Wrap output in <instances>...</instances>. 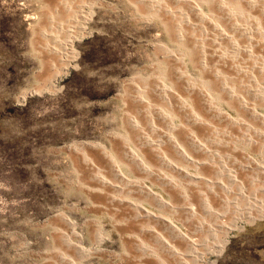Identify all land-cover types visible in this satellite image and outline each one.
Wrapping results in <instances>:
<instances>
[{
	"label": "rangeland",
	"instance_id": "rangeland-1",
	"mask_svg": "<svg viewBox=\"0 0 264 264\" xmlns=\"http://www.w3.org/2000/svg\"><path fill=\"white\" fill-rule=\"evenodd\" d=\"M222 1L234 20L217 12V0H0V264L178 263L145 229L161 232L190 261L186 241L175 240L151 220L134 217L125 198L169 217L205 251L212 236L204 226L217 223L193 202L197 195L193 198L191 191L198 187L163 164V173L176 183L173 190L117 159L118 147L134 149L126 124L134 115L130 100L154 82L172 86L170 72L182 66L193 85L212 96L213 106L243 120L241 128L238 122L231 128L211 121L219 138L217 149L225 159L239 155L244 164L237 169L227 160L236 179L246 184L245 191L264 184L245 164L248 158L264 164V126L248 118L236 99L241 95L255 103L254 110L264 116V98H252L246 90L255 87L264 93V0ZM195 6L205 19L196 15ZM81 11L87 12V20L76 34L68 28L69 19ZM220 29L228 36H218ZM67 40L70 66L64 69L62 46ZM215 51L224 58L217 59ZM201 53L208 62L204 67L196 64ZM214 66L235 89L233 97L210 91ZM90 145L104 147L125 176L182 209L172 212L139 193L105 186ZM172 160L196 172L183 160ZM231 186L227 184L233 191ZM206 196L212 209L219 207L215 197ZM188 203L194 217L188 215ZM68 241L84 252L68 247ZM215 244L218 251L204 256L207 264H264V203L258 214L244 218Z\"/></svg>",
	"mask_w": 264,
	"mask_h": 264
},
{
	"label": "bare ground",
	"instance_id": "bare-ground-1",
	"mask_svg": "<svg viewBox=\"0 0 264 264\" xmlns=\"http://www.w3.org/2000/svg\"><path fill=\"white\" fill-rule=\"evenodd\" d=\"M245 1L250 3L253 2V0H245ZM217 2H218L216 6L217 8H215L217 12L220 13L223 16V18H226V20L227 19L234 20L232 12L227 8L226 3L222 0H217ZM194 12H196V15L198 17L205 19L197 6L194 7ZM80 13L81 15L77 16V18L76 16L75 18L74 16H71L69 19V22H72L71 23L72 25H69L68 28H70L71 26L72 28H75L76 34H79L83 31V23L87 20V12L81 11ZM233 24L237 25L235 22ZM218 36H220L221 38H225L228 35L227 33L223 32L222 29H220ZM70 41L71 40H67L66 41L67 43H65V45L62 46V49L65 50V52L63 51V56H65L66 58L64 62L65 64L63 66L64 69L70 66V51L68 47ZM53 49L54 52L59 53L57 48H53ZM214 55L217 56V59L224 58V54L221 52L218 53L215 51ZM204 57L205 54L201 53L199 59L197 60L195 59L197 66L204 67L208 64V62L204 60L205 59ZM230 61H228V63ZM215 66L214 69H212V71L210 72V76L214 81L213 84L211 85V86L214 85V87L210 89V91L215 90L218 95L220 94L224 95V93H226L229 96L233 97L235 89L233 90L232 86H228L230 84L228 82L227 85L225 83L227 81H224L225 80L224 78H223L224 80L221 79V76L219 75V72L217 71ZM236 67H238L237 64ZM59 73L60 72L56 73V77L59 75ZM170 78L174 81L172 86L168 87V85L166 86L162 82L161 83L154 82L155 84L153 83V85H148L144 89V91L142 92L140 91L141 92L140 95L137 96L133 95L134 96L133 99H131L128 104L130 108L133 109L131 110L129 108L130 113H134V115H130L129 119H126V124L128 125L130 131L132 132L131 143L133 144L134 149L127 145L121 146L120 148L118 147L117 159L133 167L136 171L139 172L140 175L146 178L149 177L152 179H156L157 181H160L161 184L167 187L173 188L175 187L176 183L175 181H173L171 178H169L163 173V164L167 168L175 171L181 176L188 178V180H190V182L194 187L195 186L198 187L197 191H191V195L193 198L195 197V195L198 196V197L196 196L195 199H193V202L199 204L202 207V210L201 208L200 210L203 211V213L213 216L214 218L213 221L215 220V222L217 223V224L212 223L213 225L209 223L204 226V230H205L204 232L210 233V236H212V241L209 242L210 241L209 240L205 242L206 243L205 251H203L204 248H200L201 244H198L196 241L192 240L184 233H182L169 217L163 214H158L156 212L154 213L152 211H149L142 205L138 204L137 202L134 203L133 201H129L126 198L122 201H124V203L127 206H129L130 210L135 214V216L133 215L134 217L142 220H151L154 223L158 224L161 228H163L164 233H168V235H171L173 238H175V240L179 239L180 241L183 242L186 241L187 245L189 244L187 247L188 252L187 254H185L190 259V261L187 262V260H184L183 252L177 250L163 236L161 232H157L155 230H152L151 228H150L151 230L145 229L147 231V233L146 232L145 233L148 236L151 235L156 241V243L160 244L159 246H161L167 251L166 253L167 255L170 254L174 260L179 259L178 263L177 261H173L175 262V264H207L208 260L204 257L205 254L209 253L214 255L219 249L218 246L215 244L216 239L224 238L228 236L230 229L242 223L244 218L259 213V209L263 206L264 203V184L262 182L263 180L260 181V179L255 178V181L259 180L260 182H262L263 185L262 184L261 186L255 185L256 187L254 186L252 190H249L250 192L248 190L245 191L243 186H245L246 184L244 185L238 179H236L235 173L233 171L234 166L230 167L228 163V161L231 164L234 163L236 165L235 167L239 169L242 166L241 165L242 162H240L242 160L238 159L239 155L237 156L238 158L233 157V159H230V157L233 156L232 155L229 157V159L227 157H226L227 159H225L224 154H222L223 152L222 151L220 152L219 149H217L218 147L217 139L219 138L216 137L217 139H215V135H216V132L214 130L215 128H213L214 126L212 127L211 125L212 124L211 121H213V118L230 126L238 122L237 124L238 127L240 128L242 127L243 123L241 126H239V124H241L240 122H242L243 120L233 118L227 112L216 107L215 105L213 106L212 96L204 92L205 90L203 91L199 88H196L194 86L195 84L193 85V82L190 81L184 66L180 67V69L171 70ZM210 82H212V80ZM246 90L247 92L248 90L251 91L250 93L249 92L248 93L252 98L253 97H255L256 99L264 98V93L259 92L258 88L252 87ZM236 97L235 98L237 99L238 106L240 108H243L247 112L248 118L258 119L260 123L264 126V116L258 114L253 108V104L255 103L247 102V100L242 98L241 95L240 96L237 95ZM235 109L237 110V108ZM171 113H174V115L177 114L175 116L179 118L180 121L179 124L176 125V123L173 122L174 115L173 114L171 115ZM204 116H208V119L210 118L209 120L211 123L208 120H206V118L204 119ZM163 125H165L166 127L163 128ZM214 125L216 126V123ZM243 127L245 128V126ZM247 127L249 129L252 128L250 124L247 125L246 123V128ZM246 139H248L250 143L254 141L251 138L246 137ZM254 142H256V140ZM88 147L92 148L96 152L97 161H99L100 163L99 167L97 168H99L98 169L99 171H102V174H100L98 178L101 182H103V184H105V186H108V184H110L117 191L125 190L126 193L128 192L139 193L141 194V196H144L145 199L147 198L150 201H152L155 205L159 206V208L160 207L162 209L165 208L172 212L178 211V209L181 208V206L180 207L177 206V202L174 201L168 202L164 200L159 193L149 189L143 183H140L139 181L136 182L128 178L130 176L128 177L125 176L117 167L116 161L113 160L111 154L104 147L99 145H90ZM224 151H226V149ZM173 157L183 160L188 167H191L192 169L196 170V172H189L188 169L186 170L183 167L179 166L178 162L172 160ZM240 158H241V153H240ZM253 160L248 158V162L246 161L247 163L245 164L246 165L248 164L247 166L249 167L247 170L251 172V169H253L255 174H259L264 178V164L262 163V161L255 162ZM124 163L123 166L125 165ZM133 168H131V170ZM106 175H108V177L113 181L109 182L108 179L104 177ZM244 178L246 179L248 177H244ZM229 183L232 184L233 191H231L232 188L231 190L228 189L229 187H227V184ZM199 188L203 191H201ZM247 188L250 189L251 187H247ZM173 190L175 189L173 188ZM206 195H209L213 198L215 197V201L218 200L217 204L219 205V207H217L216 209H212L211 204L207 203L208 200ZM111 199H113V196H111ZM186 200L188 201L187 197ZM190 206L192 205L189 204L187 206L188 215L194 217L195 215V213L193 212L194 208L192 207L193 208L192 209ZM226 215L229 216L228 219L225 218ZM67 246L71 248H75L82 253L84 252L79 246L75 245L72 242L68 241ZM159 264H166V263L160 261Z\"/></svg>",
	"mask_w": 264,
	"mask_h": 264
}]
</instances>
